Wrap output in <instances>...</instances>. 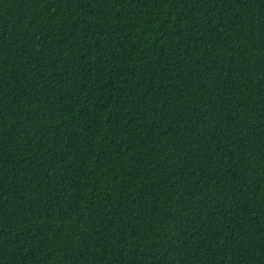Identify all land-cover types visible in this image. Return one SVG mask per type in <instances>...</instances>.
Wrapping results in <instances>:
<instances>
[{"label":"trees","instance_id":"trees-1","mask_svg":"<svg viewBox=\"0 0 264 264\" xmlns=\"http://www.w3.org/2000/svg\"><path fill=\"white\" fill-rule=\"evenodd\" d=\"M0 264H264V0H0Z\"/></svg>","mask_w":264,"mask_h":264}]
</instances>
